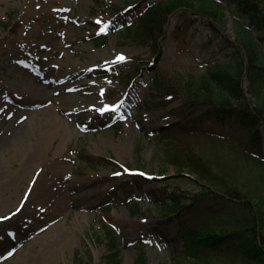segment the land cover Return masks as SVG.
<instances>
[{
    "label": "rangeland",
    "instance_id": "rangeland-1",
    "mask_svg": "<svg viewBox=\"0 0 264 264\" xmlns=\"http://www.w3.org/2000/svg\"><path fill=\"white\" fill-rule=\"evenodd\" d=\"M193 1L199 4L202 0ZM219 1L227 6L221 35L235 40L238 23L252 24L255 35L262 38L259 43L264 62L261 22L242 12L237 0ZM134 4L135 0H0V50L8 44L6 54L0 55V165L18 162L21 148L16 140L31 142L42 137L44 126L20 110L5 109L7 87H26L35 78L50 77L57 82L51 81L47 96H64L74 105H88L87 110L69 105L65 110L71 111L62 113L68 118L67 126L57 130L43 149L44 155L58 151L59 161L66 167H62L64 176H40L50 183L64 177L67 185L46 184L36 202L26 208L21 204L26 182L17 190L0 192V217H9L0 219V264H76L77 256L90 264H137L141 246L147 264H194L181 254L184 242L179 216L166 214L163 201L157 200L166 189H198L195 175H180L171 164L166 165L165 174L161 172V159L169 144L158 135L157 128L180 118L174 109L181 100L169 101L168 96L153 88L152 79L156 74H200L213 63L228 61L227 52L231 50L222 49V37L208 25H213L211 19L197 20L196 15L185 12L172 19L168 33L160 40L161 58L156 60L157 52L151 45L123 34L125 26L138 24ZM175 20L181 24L187 20L186 31L179 38L172 34ZM105 24L107 30L101 32ZM101 35L104 37L98 41ZM56 41L61 42L59 54L49 50ZM119 54L126 60L112 63ZM49 59L57 65H51ZM80 61L92 65L91 69L79 67L74 77L85 73L88 81L84 84L71 82V72L63 67H76ZM249 86V79H244L247 98L255 105L259 100ZM121 100L123 104L115 111H99L106 107L100 104L116 105ZM200 128L203 130L188 136L196 151L212 158L235 180L264 193V166L260 164L264 161V144L261 152L254 153L243 142L232 141L234 129L225 130L209 121ZM261 129L264 134V125ZM245 153L254 156L247 159ZM135 170L152 178L142 186L136 185L132 181ZM61 196L65 197L64 203L55 211L41 213L42 205L48 207L44 198L54 203ZM133 199L142 207L136 216H131L127 207ZM59 224L68 235L61 246L51 250L47 243ZM104 224L116 231L119 254L112 259L109 255L114 250ZM209 260L211 264H255L227 254Z\"/></svg>",
    "mask_w": 264,
    "mask_h": 264
},
{
    "label": "trees",
    "instance_id": "trees-1",
    "mask_svg": "<svg viewBox=\"0 0 264 264\" xmlns=\"http://www.w3.org/2000/svg\"><path fill=\"white\" fill-rule=\"evenodd\" d=\"M135 1L138 24L125 26L123 34L151 45L157 52L156 60L161 58L160 40L168 33L172 19H178L179 14L183 16L185 12L196 15L197 20L211 19L220 25L208 22L214 34L222 37V49L231 50L227 52L228 61L213 63L200 74L176 72L172 77L156 74L152 79L153 88L168 96L169 101L181 100L174 109L180 118L157 128L158 135L167 139L169 144L165 157L161 159V172L165 174L166 165L171 164L180 175L190 178L195 175L193 179L198 183L195 191L166 189L157 197L163 201L166 214H177L181 220L180 235L184 242L181 254L194 264H211L209 258L220 254L264 264L263 191L248 188L235 180L228 170L216 166L212 158L197 152L188 141L189 135L203 130L199 126L209 121L225 130L234 129L232 141L243 142L254 153L261 152L264 144L261 129L264 125V62L259 40L262 38L255 35L252 24L241 23H238L235 40L221 35L227 6L219 0H202L199 4L193 0ZM237 3L242 12L256 16L264 28V0H237ZM187 20L182 24L175 20L172 29L175 38L184 35ZM246 78L250 82V92L259 100L255 105L247 98L243 87ZM253 156L244 154L247 159ZM260 164L264 166V161L261 160ZM132 177L139 186L149 182L141 175ZM128 208L135 216L142 207L133 199ZM104 231L112 242L114 251L109 255L112 259L119 254L115 245L116 231L108 224H104ZM140 248L136 263L147 264L145 249ZM76 264L90 263L77 256Z\"/></svg>",
    "mask_w": 264,
    "mask_h": 264
},
{
    "label": "bare ground",
    "instance_id": "bare-ground-1",
    "mask_svg": "<svg viewBox=\"0 0 264 264\" xmlns=\"http://www.w3.org/2000/svg\"><path fill=\"white\" fill-rule=\"evenodd\" d=\"M54 2V1H52ZM31 48V45L27 46ZM8 44L3 45L0 50V55L3 53L6 54V49ZM61 42L56 41L51 44L50 51L58 52L61 51ZM51 65H57L54 59H49ZM59 66V65H58ZM84 66L88 69L92 68L87 61H80L76 67L66 64L63 67L66 68L67 72H71L72 78L71 82L79 81L81 83H86L88 81V76L85 73L77 75L78 77L74 79L76 74L79 73V67ZM65 72V73H67ZM73 79V80H72ZM57 80V79H56ZM56 80L46 78L44 76L33 79L26 87H17L9 86L7 87V101L5 109L9 111H22L25 116L29 117L31 121L43 122V136L39 138H34L31 142L26 141L23 138H18L16 140V145L21 148L19 154V161H10L9 166L0 165V192L9 191L12 189H19L22 184L26 182L25 191L22 193L21 204L26 208L31 207L32 202H36L37 196H39L40 191H42L46 184L62 186L67 185L64 183V177L59 178L58 181L50 183L47 178L41 177L40 174L45 173L46 175L50 174H61L64 172L62 167H66V164L61 163L59 152L55 151L51 155H44L43 149L49 146V138L55 135V132L61 127L67 126V116L62 115V113H67L71 110H65L69 105L70 106H80L82 109L87 110L88 105L86 104H72L64 98V96L54 97L53 95L47 96L50 94V83L51 81L57 82ZM1 87V86H0ZM60 93H57V95ZM112 103H102L100 106H111ZM105 108V107H104ZM96 111H98L96 109ZM106 112V111H105ZM103 112V113H105ZM9 113V112H8ZM2 118H0V125L2 124ZM35 169L37 171H35ZM35 171V172H34ZM50 172L49 174H47ZM65 175V174H64ZM63 175V176H64ZM73 184V183H71ZM69 185V184H68ZM37 191V192H36ZM41 197H44L43 195ZM64 196H61L54 203H50L48 198L43 200L47 201L48 207L42 205L41 213H51L55 211L58 206L64 203ZM121 220H125L122 215ZM68 231L64 229L63 224H59L57 229L54 232L53 237L49 239L47 247L49 245L51 250L57 249L62 245V241L66 239Z\"/></svg>",
    "mask_w": 264,
    "mask_h": 264
},
{
    "label": "snow or ice",
    "instance_id": "snow-or-ice-1",
    "mask_svg": "<svg viewBox=\"0 0 264 264\" xmlns=\"http://www.w3.org/2000/svg\"><path fill=\"white\" fill-rule=\"evenodd\" d=\"M96 23H97V24H100L101 21L97 20ZM107 27H108V25L105 24V25L100 29V31H101V32L106 31V30H107ZM125 60H126V57H125L123 54H119V55L116 57V59H115L112 63L115 64V63H117V62H123V61H125ZM109 70H110V69H109ZM68 91H73V90H72V89H69ZM103 94H104V91L101 90L100 95L103 96ZM121 104H123V100H121V101H120L118 104H116V105L106 106V107L103 108V109H99V111L102 112V113L105 112V111H108V110L115 111L116 109H118V108L121 106ZM125 171H128V170L126 169ZM115 175H120V173H115ZM141 175H144V174L141 173ZM17 211H20V209L18 208ZM13 215H15V213H13ZM8 218H9V217H0V219H8ZM9 255H11V253H9Z\"/></svg>",
    "mask_w": 264,
    "mask_h": 264
}]
</instances>
